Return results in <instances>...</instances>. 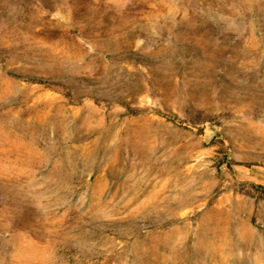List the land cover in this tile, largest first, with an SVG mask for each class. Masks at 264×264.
<instances>
[{"label":"rangeland","instance_id":"obj_1","mask_svg":"<svg viewBox=\"0 0 264 264\" xmlns=\"http://www.w3.org/2000/svg\"><path fill=\"white\" fill-rule=\"evenodd\" d=\"M252 166L264 0H0V264H264Z\"/></svg>","mask_w":264,"mask_h":264},{"label":"crops","instance_id":"obj_2","mask_svg":"<svg viewBox=\"0 0 264 264\" xmlns=\"http://www.w3.org/2000/svg\"><path fill=\"white\" fill-rule=\"evenodd\" d=\"M242 178L264 185V166H252L239 171Z\"/></svg>","mask_w":264,"mask_h":264},{"label":"trees","instance_id":"obj_3","mask_svg":"<svg viewBox=\"0 0 264 264\" xmlns=\"http://www.w3.org/2000/svg\"><path fill=\"white\" fill-rule=\"evenodd\" d=\"M257 188H259V189H261V190H263L264 191V185H260V184H257V185H255Z\"/></svg>","mask_w":264,"mask_h":264}]
</instances>
